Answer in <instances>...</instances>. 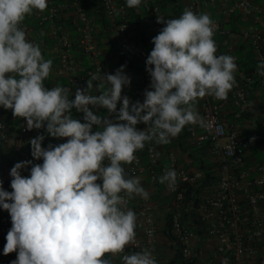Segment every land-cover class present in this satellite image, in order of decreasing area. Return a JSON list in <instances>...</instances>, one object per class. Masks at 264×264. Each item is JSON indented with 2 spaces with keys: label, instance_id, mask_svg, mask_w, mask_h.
Wrapping results in <instances>:
<instances>
[{
  "label": "clouds",
  "instance_id": "clouds-1",
  "mask_svg": "<svg viewBox=\"0 0 264 264\" xmlns=\"http://www.w3.org/2000/svg\"><path fill=\"white\" fill-rule=\"evenodd\" d=\"M126 3L130 8L140 5L141 15H146L142 0ZM151 4L160 9L155 0ZM188 5L179 18L157 16L156 22L164 27L152 38L151 52L143 50L149 54L147 68L133 55L149 73L151 83L150 87L145 83L139 86L150 89L145 90L144 101L132 103L122 95L131 83L124 65L116 68L115 74L103 73V82L95 85L101 76L91 75L85 88L76 89L74 99L67 87H45L53 61L45 59L39 43L27 39L21 25L34 10L44 12L47 0H0V107L25 119L29 131L44 128L51 137L67 138L47 148L42 147L44 135L31 139V155L43 163L17 162L10 170L11 192L5 191L0 181V208L9 213L12 223L3 253L17 252L11 264H111L105 254L123 253L135 240L137 218L133 210L126 209L125 197L149 198L140 178L129 177L122 166L136 160L135 153L150 143L156 145L161 165H167L164 153L169 150H175L181 160L178 147L165 145L173 144L186 125L187 145L215 167L205 146L197 148L189 141L192 125L207 126L195 106L206 96L226 100L236 85L238 66L235 57L217 55L215 23L210 16L197 14L187 9ZM134 9L139 11V7ZM98 26L107 39L101 46L105 48L110 40L108 26ZM102 53L101 60L108 55L111 65V55ZM257 70L264 76V60ZM94 86L102 90L100 94H90ZM73 109L83 114L82 121L73 117ZM100 109L107 115L98 114ZM239 138L246 165L259 163H247L249 150L242 143L241 132ZM140 156L147 165L145 151ZM29 165L30 175L22 176L21 169ZM159 182L174 190L177 172L167 170ZM157 203V212H162L159 206L163 202ZM122 260L123 264H157L147 249L123 255ZM222 264H228L227 260Z\"/></svg>",
  "mask_w": 264,
  "mask_h": 264
},
{
  "label": "built area",
  "instance_id": "built-area-1",
  "mask_svg": "<svg viewBox=\"0 0 264 264\" xmlns=\"http://www.w3.org/2000/svg\"><path fill=\"white\" fill-rule=\"evenodd\" d=\"M91 2L92 0H85ZM101 12L107 20L109 39L119 45L123 51L132 53L145 68L148 53L135 42L130 30L125 5L116 0H98ZM152 0H142L147 12L144 23L152 38L159 34L164 24L157 23V16H162L159 7L151 4ZM191 0L187 9L197 14H208L215 23L214 34H219V46L225 49L226 55H233L232 40L239 37L251 48L258 63L264 60V11L254 0ZM48 7L44 12L34 10L26 16L22 27L27 39L40 44L45 59H52L53 64L45 87H67L70 98L74 99L77 88H85L86 82L93 74H115L109 66V56L101 60L102 45L107 41L101 28L97 25L98 14L86 6L83 0H47ZM232 13H236L237 30L226 29ZM244 23V25H242ZM235 35V36H233ZM219 52H217V55ZM236 62V59H235ZM129 76V74L124 70ZM130 77V76H129ZM236 85L228 93L226 100L206 96L198 100L197 111L207 126H191L189 141L197 148L203 145L208 156L214 162L216 182L206 185L197 198L195 207L191 201L186 202L184 185L198 184L203 173L197 168L183 166L180 155L175 150L165 152L167 165H161V155L156 145L150 143L143 150H138L137 157L131 164L122 167L129 177H139L142 187L149 193L147 200L135 196L127 200L126 209L136 214L135 240L127 245L123 253L112 254L113 262L123 264L122 256L149 250L157 264H169L175 255L194 264H264V165L256 163L246 165V152L239 144L240 131L236 126L222 120L226 105H230L235 117H242L250 110V102L244 88ZM131 83L125 86L122 95L132 90ZM247 82L250 81L246 77ZM147 86L138 88L130 101H144ZM96 87L90 94L97 95ZM120 105L118 104V109ZM264 118V105L262 107ZM82 113L75 111V118L81 119ZM113 119L114 117H109ZM138 130H143L139 125ZM199 128V130H197ZM46 135L42 147L49 144L56 146L66 142L67 138H54L44 128L27 129L26 120L15 118L11 110L0 107V181L3 189L11 192L10 170L21 161L43 163L31 155L30 140L38 135ZM174 139V138H173ZM172 139V140H173ZM48 142V144H46ZM145 151L149 159L147 165L142 161L140 152ZM107 163V161H106ZM157 168L156 169H154ZM31 165L21 169L22 176L30 175ZM177 172V186L169 190L166 184L160 192L163 203L159 206L153 198L159 178L167 170ZM124 196L122 192L120 194ZM193 210V211H192ZM164 214L169 217V236L164 234L166 227ZM12 227L9 213L0 208V264H11L17 258V252L4 255L6 235Z\"/></svg>",
  "mask_w": 264,
  "mask_h": 264
},
{
  "label": "trees",
  "instance_id": "trees-1",
  "mask_svg": "<svg viewBox=\"0 0 264 264\" xmlns=\"http://www.w3.org/2000/svg\"><path fill=\"white\" fill-rule=\"evenodd\" d=\"M199 2H202L203 0H198ZM221 1V0H220ZM84 3H86L88 9L90 8L92 11L96 12L98 14L97 18V24L101 27L107 26V22L104 19V16H102L101 9L99 7V1L98 0H92L90 3L83 0ZM118 3H124L127 6L126 0H117ZM255 3L262 6L264 11V0H254ZM230 3H233V0H231ZM155 4H158L160 6V9L162 13L164 14L165 19H174L179 18V16L184 11V6L182 0H155ZM139 11L135 10L134 8H138ZM138 7H126L128 9V15L130 16V26L131 31L133 33L134 40L136 41V44L140 46V48L148 53L151 52V50L154 48V44L152 43V37L149 34L147 26L144 24L143 15H145V12L141 15V9L140 5ZM140 12V13H139ZM239 20V17L236 13H232L229 21L225 24L226 29L235 31L237 30V26H235L236 21ZM240 22V21H238ZM213 39L216 43L221 42V36L219 34H214ZM217 45V52H219L218 55L221 54H227L225 53V49L221 46ZM248 45H241L236 51H234V57L236 58V64L238 66V69L235 73V76L240 77L242 76V79L238 82V85L245 89L247 98L250 103L255 104V101H261V107L264 104V76H261L257 70V64L258 62L255 59V55L253 54L251 48L247 47ZM102 51L106 54H110L112 57L111 62V69L120 68L122 65L125 66V70H127L132 78V84L133 89L126 91V95L134 97L137 89L142 84H147L150 87L151 83V77L147 70H144L142 65L138 63V61L134 58L132 53L125 52L121 50V48L114 42L109 40V44L102 48ZM103 59V56L101 57ZM246 77L250 78V81L247 82L245 80ZM108 85L105 83V88H107ZM97 95L100 94L102 91L101 89L96 88ZM262 99V100H260ZM73 117L75 118V109H73ZM101 115H107V112L105 109H100L99 113ZM233 114V113H232ZM251 116V113H246L243 115V118H249ZM262 119V118H261ZM233 120V118H232ZM234 121V120H233ZM263 121V119H262ZM141 124V123H140ZM143 124V123H142ZM46 136V135H44ZM189 136V125H186L182 132L178 135L175 142L173 144H166L165 146L169 145H175L178 147V149L181 151V160L180 162L187 167H195L202 171L203 173V179L198 182V184L193 185H184V194L186 202H191L192 209L195 207L197 203V198L200 196V194L203 192V188L206 185H210L212 183L216 182L217 175L215 174V170L213 171V166L211 163L205 162V156L200 153V151L194 149L193 147L187 145L186 139ZM264 138V136H263ZM247 140H242L243 145L245 148H248V159L247 163H253L255 160H251V156H254L257 152V148H253L251 144L246 145ZM48 144V142L46 143ZM257 161L264 165L263 162ZM157 169V168H156ZM164 187V184H157L156 185V191L154 192V199L157 201L164 202L163 199L160 197V192L162 191V188ZM193 211V210H192ZM169 217L170 215L164 214V219L166 222V227L163 232L166 234L169 238ZM106 259L111 261V264H120V263H114L113 259L111 257V253H106L105 257ZM169 264H194L191 260H183L180 255H175L173 259L170 261Z\"/></svg>",
  "mask_w": 264,
  "mask_h": 264
},
{
  "label": "crops",
  "instance_id": "crops-1",
  "mask_svg": "<svg viewBox=\"0 0 264 264\" xmlns=\"http://www.w3.org/2000/svg\"><path fill=\"white\" fill-rule=\"evenodd\" d=\"M183 6H187L190 3V0H182ZM235 36V35H233ZM234 51H236L241 45H244V42L241 38L235 37L232 40ZM233 51V53H234ZM235 79H240V77L235 76ZM262 100V99H260ZM196 109L198 107V103L196 104ZM233 108L230 105H226V109L223 113L222 120L230 124L234 125L240 129L242 140H247L246 145L251 144L254 148H257V152L254 156H251V160L260 161L264 163V121H262V110H261V101H255V104L250 103L249 114L251 116L249 118H237L232 114ZM233 118V120H232ZM254 138V139H253Z\"/></svg>",
  "mask_w": 264,
  "mask_h": 264
}]
</instances>
